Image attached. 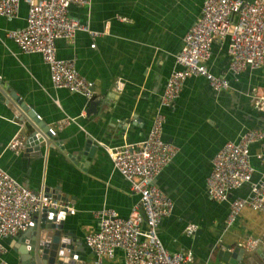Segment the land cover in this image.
<instances>
[{"label": "crops", "instance_id": "1", "mask_svg": "<svg viewBox=\"0 0 264 264\" xmlns=\"http://www.w3.org/2000/svg\"><path fill=\"white\" fill-rule=\"evenodd\" d=\"M202 2L88 0L84 5H69V14L96 34L78 30L72 41L57 39L56 55L74 59L78 73L93 82V110L80 94L54 88L40 55L21 52L8 37V31L24 26L25 3L20 2L12 18L0 16V82L43 124L61 123L50 144H40L39 153L23 157V152L16 154L6 144L17 132L26 138L31 129L0 100V166L32 190L56 187L71 200L74 213L65 216L64 229L69 240L76 241L73 250L83 264L93 260L83 243L84 234L97 228L92 212L109 207L126 217L138 200L100 143H136L146 136L163 84L176 68L182 35L199 16ZM227 43L221 39L211 44L206 65L211 73L227 77L228 88L215 92L203 77L189 76L178 96L162 109V137L176 151L154 177L172 202L171 212L157 225V234L170 252L190 250L193 264H226L216 257L219 247L246 238L264 240V213L245 207L226 225L227 203L211 200L205 188L212 157L225 141L236 140L247 128L264 131V112L257 111L251 99L255 90L264 87V66L233 74L228 69ZM85 138H91L96 150L81 163L73 159L74 150ZM257 152L258 144H250L253 181L264 168ZM247 192L243 184L233 195ZM188 224L196 226L192 236L183 232ZM2 243L1 258L17 264L18 243L13 236ZM104 264H122L121 252L116 250Z\"/></svg>", "mask_w": 264, "mask_h": 264}, {"label": "built area", "instance_id": "2", "mask_svg": "<svg viewBox=\"0 0 264 264\" xmlns=\"http://www.w3.org/2000/svg\"><path fill=\"white\" fill-rule=\"evenodd\" d=\"M20 2L26 5L25 24L8 31V37L21 52L40 55L54 88H64L86 100L92 99L93 82L78 73L74 59L57 57L55 47L57 39L72 41L78 30L96 34L68 12L69 5H84L88 0H0V16L12 18ZM181 39V48L174 58L176 68L163 84L146 136L136 143L116 146L100 143L112 167L128 182L138 200L126 217H120L109 207L92 212L97 228L83 236L84 245L93 254L92 264H104L113 259L116 250L122 254V264H193L190 250L170 252L157 234V225L171 212L172 202L156 186L154 177L176 151L175 146L162 137V109L178 96L182 82L189 76L203 77L215 92L228 88L227 77L211 73L206 65L215 41L228 39V69L233 74L264 66V0H203L199 16ZM251 99L254 108L264 112V87L255 90ZM60 125L48 126L47 133L53 136ZM25 141L17 132L8 140L6 148L22 153ZM252 143L258 144L255 156L264 165V131L247 128L236 140L225 141L215 152L205 178L207 196L228 205L226 225L245 207L264 213V168L253 181L251 176L255 169L249 160ZM243 184L248 186L246 195L234 196L233 191ZM54 195L24 186L0 166V264H10L1 258L2 240L24 230L33 213L41 209L54 210L56 217L74 213L69 198ZM183 232L192 236L196 226L188 224ZM244 241L245 246L252 249L263 239L246 238Z\"/></svg>", "mask_w": 264, "mask_h": 264}, {"label": "water", "instance_id": "3", "mask_svg": "<svg viewBox=\"0 0 264 264\" xmlns=\"http://www.w3.org/2000/svg\"><path fill=\"white\" fill-rule=\"evenodd\" d=\"M6 90L7 86L0 82V100L7 104L17 119L25 120L31 129L26 136V148L22 156L27 157L31 152L39 153L40 144L48 145L50 140H53L47 133L48 126L37 119L32 108L19 101L18 96L12 91ZM87 101L88 108L93 110L94 100ZM95 150L91 138H85L81 145L75 147L73 159L83 163L92 158ZM42 190L44 193L55 194L54 197H66L62 192H57L56 187L54 189L44 187ZM54 212L51 209H41L33 213L25 229L13 236V241L18 243L15 259L17 264H83L80 259L77 260L76 252L73 250L76 241H70L64 229L66 215L56 217ZM244 242L239 240L231 246L219 247L215 252L216 257L226 264H264V240L252 249H248Z\"/></svg>", "mask_w": 264, "mask_h": 264}]
</instances>
